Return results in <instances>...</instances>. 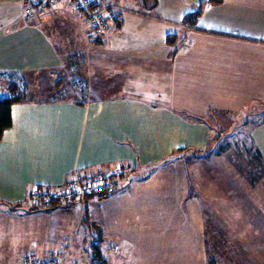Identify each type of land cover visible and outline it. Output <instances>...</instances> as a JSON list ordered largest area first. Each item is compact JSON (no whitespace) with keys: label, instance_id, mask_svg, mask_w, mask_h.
I'll list each match as a JSON object with an SVG mask.
<instances>
[{"label":"crops","instance_id":"crops-1","mask_svg":"<svg viewBox=\"0 0 264 264\" xmlns=\"http://www.w3.org/2000/svg\"><path fill=\"white\" fill-rule=\"evenodd\" d=\"M40 1L0 0V77L44 72L65 84L63 97L11 104L0 264L59 250L44 242L51 213L31 210V190L116 166L126 169L122 190L93 202L97 259L107 241L111 264H264V179L199 186L186 150L205 151L211 131L238 124L264 164V0H110L126 10L100 35L69 0L29 19Z\"/></svg>","mask_w":264,"mask_h":264},{"label":"rangeland","instance_id":"rangeland-1","mask_svg":"<svg viewBox=\"0 0 264 264\" xmlns=\"http://www.w3.org/2000/svg\"><path fill=\"white\" fill-rule=\"evenodd\" d=\"M32 75H15L0 77V93L4 96L8 89V84L13 83L18 88L17 95L25 97L32 101L48 100L51 98L63 97L60 89L65 88V84L59 89L56 77L50 76L47 73H31ZM69 78H71L69 76ZM58 87V88H57ZM9 93V90H7ZM13 94H16L15 92ZM238 124H233L231 129L213 130L211 131V142L207 150L202 153L197 152L194 155V165L197 166L199 174L202 178L199 179V186L210 185L213 180L214 188L226 186L231 188L237 185H242V181L249 184L250 175H256L253 181L255 183L263 182L264 179V164L258 159L255 154L250 140V131L248 128L241 127ZM187 162V167L193 164ZM227 168V169H226ZM191 169V166H190ZM239 170L242 178L237 179L232 176L233 172L228 170ZM220 173H226L229 176L222 183ZM194 180V179H193ZM209 181V182H208ZM220 186V187H219ZM200 191V189H199ZM99 196L91 195L84 203L64 202V205H69L66 209L59 213H55L58 208L48 209L50 215V230L44 238V242L51 244L55 248L62 245H69L68 252L63 255V264H111L112 258L116 259V253L109 251V243L100 241L98 250L103 261L97 259V253L94 243V238L100 240V230L98 232L92 220L99 222L100 205L93 204L94 201L99 202ZM89 201L87 204L86 202ZM99 218V219H98ZM66 225V227L64 226ZM107 240V239H106ZM17 259L13 257L10 261L14 262Z\"/></svg>","mask_w":264,"mask_h":264},{"label":"built area","instance_id":"built-area-1","mask_svg":"<svg viewBox=\"0 0 264 264\" xmlns=\"http://www.w3.org/2000/svg\"><path fill=\"white\" fill-rule=\"evenodd\" d=\"M59 0H42L26 8L29 19H36ZM76 11L87 14V27L91 34L100 35L111 28L125 7L110 0H69ZM126 169L116 166L111 169L74 171L60 186L35 187L29 193L31 204L44 208L51 202L84 203L91 195H113L123 188ZM67 246L59 250L48 248L44 252L31 251L18 257L15 264H63Z\"/></svg>","mask_w":264,"mask_h":264},{"label":"trees","instance_id":"trees-1","mask_svg":"<svg viewBox=\"0 0 264 264\" xmlns=\"http://www.w3.org/2000/svg\"><path fill=\"white\" fill-rule=\"evenodd\" d=\"M208 1L212 4H217V3H221L222 0H208ZM199 14H201L200 10L190 12L186 15V19L191 24H194L196 22L198 16H199ZM7 87H8L9 93L7 94V96L0 98V137H1L2 132H4V130L11 125V104L16 103V102H21V101L22 102L32 101V100L26 99L25 97H19L17 95L18 88L16 87L15 84L9 83ZM14 92L16 94H13ZM251 145H252V143H251ZM252 147L254 150L253 145H252ZM186 150H188L189 151L188 153L193 155V157L197 152L202 153V151H197V150H192V151L189 149H186ZM178 152H182V150L179 149V151L174 153L176 155V157H177ZM253 152H254L255 156L258 159H260L259 158L260 157L259 152L256 150H254ZM170 158H173V156H171ZM165 162H168V159H162L158 164L160 165V164H163ZM105 197H107V195H100L99 196L100 199L105 198ZM60 206H64V204L62 202H51L50 204H48L44 208H39V207L32 205L31 210L32 211H38V210L51 209V208L60 207Z\"/></svg>","mask_w":264,"mask_h":264}]
</instances>
